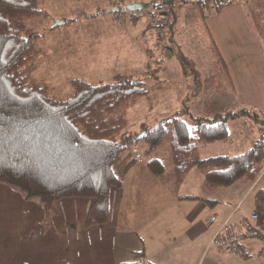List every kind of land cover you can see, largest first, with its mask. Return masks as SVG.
<instances>
[{
  "label": "trees",
  "instance_id": "obj_1",
  "mask_svg": "<svg viewBox=\"0 0 264 264\" xmlns=\"http://www.w3.org/2000/svg\"><path fill=\"white\" fill-rule=\"evenodd\" d=\"M148 1L145 0L150 6L149 30L156 29L160 39L157 50H149L144 78L118 74L110 83L74 78L70 81L72 94L59 98L49 84L32 77L37 68L34 62L43 50L41 36L28 28L26 22L48 18V12L42 8L40 0H0V184L18 189L26 200H39L48 215L63 199H88L92 205L85 226L108 223L112 193L123 185L122 177L115 172V163L133 153L135 146L142 158L166 146L170 162L151 157L147 166L151 174L161 180L168 179L170 173L178 186L193 170L204 174L205 185L212 190L229 188L240 181L253 183L264 170L262 114H256L251 125L244 119L245 114H250L246 109L209 118L193 117L185 100L176 115L167 117L157 126L142 123L137 130L131 123L129 111L142 99L148 100L150 111L154 109L155 98L151 96L146 78L155 81L157 89L163 91L161 75L167 71V58H177L184 75H188L186 62L184 65L187 58L176 41L174 12L177 5H194L206 20L236 1L246 0ZM101 13L106 11H99L97 16ZM157 16L164 20L158 21ZM65 21L68 24L73 20ZM211 41L213 53L231 81L212 36ZM186 115L195 121L191 126L184 119ZM240 117L243 128L237 133L231 132L229 123ZM258 124L263 130L244 153L208 158L200 155L201 147L234 144L236 137L245 134L246 128ZM143 132L146 135L139 139ZM133 155L135 159L129 165L140 160ZM255 215L258 220L253 225L248 223L247 228L251 235L263 239L264 189L255 195ZM238 249L243 251L241 246ZM243 254L246 255L244 251ZM119 264L153 263L144 251H136L131 260Z\"/></svg>",
  "mask_w": 264,
  "mask_h": 264
},
{
  "label": "crops",
  "instance_id": "obj_2",
  "mask_svg": "<svg viewBox=\"0 0 264 264\" xmlns=\"http://www.w3.org/2000/svg\"><path fill=\"white\" fill-rule=\"evenodd\" d=\"M174 14L176 41L182 51L181 39L187 29L194 31L202 23L224 61L230 56L229 33L234 35L236 31L237 37L240 36L237 45L247 40L251 46L247 54L240 56L234 52L232 58L243 57L241 61L247 62L259 58L264 63V0L236 1L206 20L197 7L184 3L177 5ZM146 19L144 36L151 31L150 20ZM191 81L190 94L200 96L203 82ZM231 85L241 106L256 107L241 101L240 91L232 80ZM187 104L191 109L192 100ZM217 114L222 113L216 111L214 115ZM262 130L261 124L249 126L255 136ZM220 144L201 147L200 155L203 158L221 155ZM133 159L130 153L115 163V172L122 177L123 185L113 191L110 220L101 226H85L91 200L63 199L48 215L39 200H26L14 188L0 184V264H119L131 260L136 251H144L153 264H210L207 263L209 255L216 258L235 247L234 251L241 253L238 247L242 250L243 247L237 233L251 235L247 225L254 224L251 216L255 214V196L253 210L243 216H237V212L249 192L264 189V170L253 183L240 181L229 188L212 190L206 187L204 174L199 170L191 171L178 186L172 176L161 180L152 175L147 163L140 162L143 158L129 165ZM212 217L216 222L211 221ZM216 236L223 240L232 236L233 241L215 246Z\"/></svg>",
  "mask_w": 264,
  "mask_h": 264
},
{
  "label": "rangeland",
  "instance_id": "obj_3",
  "mask_svg": "<svg viewBox=\"0 0 264 264\" xmlns=\"http://www.w3.org/2000/svg\"><path fill=\"white\" fill-rule=\"evenodd\" d=\"M40 1L49 17L33 18L26 22L28 28L34 29L41 36L40 47L43 50L40 57L34 62L37 68L32 77L49 84L54 95L59 98L69 97L73 92L70 81L74 78L86 79L93 83L113 82L114 77L118 74H130L144 78L147 61L150 59L149 50H157L159 44L160 38L157 30L152 29L147 34L145 33V37L142 33L145 30L144 25L147 23L146 18H142L138 22L123 24L117 21L116 13H108L112 7L132 3L133 0ZM146 2L149 1L146 0ZM99 11H106V13L97 16ZM65 20L73 21L55 26L57 22ZM192 29L190 31L187 29L181 39L184 45L183 53L187 58L186 61L184 60V65L186 62L185 67L188 75H184L180 61L171 57L167 58L165 64L167 71L161 75L163 91L157 89L155 81L146 78L151 96L155 98V107L150 111L148 100L142 99L130 109L129 119L131 123L135 124L137 130L142 123L153 127L159 125L167 117L176 115L187 98H189L188 101L192 100L193 102L190 109L193 117H215L216 111L224 115L228 112H243L247 108L246 110L250 114H245L244 119L251 125L254 116L263 113L264 63L259 58L248 62L241 61L243 57L232 58L234 52L240 56L247 54L251 43L246 40L237 45L240 36L237 37L236 31L234 35L229 33L227 40L229 48L227 50L230 52V56L228 61H225L233 86L235 82L237 83L235 86L240 91V100L250 105H256V107L248 106V108L241 106L236 100L234 87H232L221 62L213 53L211 41L204 25L197 24L196 29L194 31ZM258 52L256 51V53ZM191 79L203 82V92L200 96H198L199 94H190V86L193 84ZM203 95L208 97L201 101ZM258 107H262L263 110H259ZM184 119L189 126L195 123L190 116L186 115ZM229 128L233 133L242 129V117L232 120L229 123ZM258 137L253 135L248 127L244 135L236 137L234 144L221 143L219 145L222 147L220 153L230 156L242 154L252 147L253 140ZM151 157L170 162V153L166 146L159 148L152 156L144 157L140 162L147 163ZM116 171L118 172V170ZM171 176L169 173L168 178ZM14 190L22 194L18 189L14 188ZM255 194L256 191L247 194L243 207L235 204V207H240L239 211L237 210V216H243L254 209ZM257 220L258 218L256 220L251 218L254 223ZM237 235L246 255L243 254V251L236 253L232 248L227 254H221L216 258L209 255L207 263L264 264V238L246 236L245 233L243 235L237 233ZM213 244L217 246L214 242Z\"/></svg>",
  "mask_w": 264,
  "mask_h": 264
},
{
  "label": "built area",
  "instance_id": "obj_4",
  "mask_svg": "<svg viewBox=\"0 0 264 264\" xmlns=\"http://www.w3.org/2000/svg\"><path fill=\"white\" fill-rule=\"evenodd\" d=\"M134 2H143L145 3L144 0H133ZM149 5H146L145 9L143 11H137V12H130V11H120L118 13H116V17H117V21H119L120 23H134V22H138L140 19L142 18H147L148 17V9H149ZM157 20L158 21H162L164 20V17L162 16H157ZM133 153L136 155L137 159H141L143 156L142 154L139 152V148L138 146H135L133 148ZM251 218L253 220H256L258 218L257 215H252ZM212 222H216V218L212 217L211 218ZM233 241V237L231 236L230 238H228V240H223V238L220 236H216L214 243L218 246H225L227 244H230ZM235 251L237 250V248H234Z\"/></svg>",
  "mask_w": 264,
  "mask_h": 264
},
{
  "label": "water",
  "instance_id": "obj_5",
  "mask_svg": "<svg viewBox=\"0 0 264 264\" xmlns=\"http://www.w3.org/2000/svg\"><path fill=\"white\" fill-rule=\"evenodd\" d=\"M146 7V4L143 2H132V3H126L121 6H114L110 10H108V13H118L120 11H130V12H137V11H143ZM66 21L63 22H57L55 26H58L59 24H65ZM146 135V132H143L141 135H139V139H142Z\"/></svg>",
  "mask_w": 264,
  "mask_h": 264
}]
</instances>
